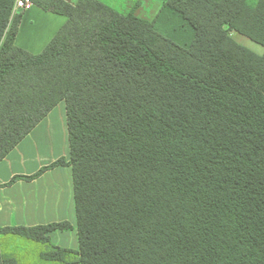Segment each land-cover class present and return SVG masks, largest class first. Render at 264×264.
<instances>
[{
    "label": "trees",
    "instance_id": "1",
    "mask_svg": "<svg viewBox=\"0 0 264 264\" xmlns=\"http://www.w3.org/2000/svg\"><path fill=\"white\" fill-rule=\"evenodd\" d=\"M30 1L67 21L32 55L0 0V162L64 105L77 264H264V54L230 36L264 48V0H164L152 21Z\"/></svg>",
    "mask_w": 264,
    "mask_h": 264
},
{
    "label": "crops",
    "instance_id": "2",
    "mask_svg": "<svg viewBox=\"0 0 264 264\" xmlns=\"http://www.w3.org/2000/svg\"><path fill=\"white\" fill-rule=\"evenodd\" d=\"M64 1L71 5L77 2ZM97 1L107 5L112 0ZM21 15L24 19L20 20L17 36L23 30L22 32L31 31L36 38L40 27L51 25L37 50L26 44L18 46L32 55L41 53L67 21L63 19L64 16L43 11L34 4ZM39 16L40 20H36ZM25 18L30 20L26 21ZM33 19L34 24L31 21ZM59 160L66 163L69 161L63 104L57 105L0 162V229L33 228L59 223L70 226L50 232L49 243L43 246L12 235L0 234V253L13 258L17 264H72V253L78 251L71 169L57 164ZM52 248L68 251L70 254H61L58 261L41 259L42 252H50Z\"/></svg>",
    "mask_w": 264,
    "mask_h": 264
},
{
    "label": "rangeland",
    "instance_id": "3",
    "mask_svg": "<svg viewBox=\"0 0 264 264\" xmlns=\"http://www.w3.org/2000/svg\"><path fill=\"white\" fill-rule=\"evenodd\" d=\"M163 3H164V0H112L110 3H107V5L112 7L115 11H117L120 14L125 15L131 12L138 18L152 21L158 15ZM19 13H22V12H19ZM40 18L41 17L39 16V19H36V18L35 19L40 20ZM21 19H24L23 15H21ZM63 19L66 20V18L64 17ZM25 20L28 21L30 19L25 18ZM31 21L34 24V19ZM41 22H42V19H41ZM50 26L51 25L48 24V26L40 27L39 32L37 34L38 36L37 37L35 36L36 38H34V35L31 33V31L22 32L23 30H21L17 36L16 45L21 46V44L22 45L26 44L28 46H31L33 50H37L38 48L41 47L42 40L48 34ZM31 29H33V26L31 27ZM230 36L236 43L246 48L247 50L251 51L252 53L258 56H261L264 54V48L258 45L257 43L251 41L250 39L242 35H239L236 32H231ZM34 39L36 40L34 41ZM33 52H36V51H33ZM42 254H45V253L42 252ZM72 256H73L71 257V259H73L72 264H77L75 254L72 253ZM41 259L45 261H56V260H47L44 258H41Z\"/></svg>",
    "mask_w": 264,
    "mask_h": 264
},
{
    "label": "built area",
    "instance_id": "4",
    "mask_svg": "<svg viewBox=\"0 0 264 264\" xmlns=\"http://www.w3.org/2000/svg\"><path fill=\"white\" fill-rule=\"evenodd\" d=\"M31 5H32V2L30 0H15L13 13L24 12Z\"/></svg>",
    "mask_w": 264,
    "mask_h": 264
}]
</instances>
